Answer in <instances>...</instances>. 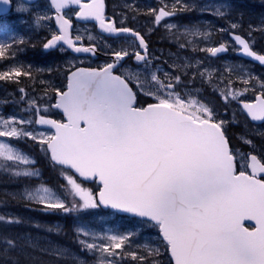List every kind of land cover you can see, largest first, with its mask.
<instances>
[{
	"label": "snow or ice",
	"instance_id": "6c2138e0",
	"mask_svg": "<svg viewBox=\"0 0 264 264\" xmlns=\"http://www.w3.org/2000/svg\"><path fill=\"white\" fill-rule=\"evenodd\" d=\"M51 4L57 11L60 34L52 35L43 45L45 50L63 42L77 53H95L94 46H77L69 36L70 21L60 11L74 4L81 7L80 17L94 19L103 32L134 36L140 51L112 50L113 62L100 68H76L67 78L66 91L53 89L58 96L54 107L63 110L66 123L46 115L17 122L24 127L33 123L50 125L55 129L54 135L43 138L42 133L33 134L24 127H6L0 131V137L5 138L23 136L36 141L41 137L38 142L50 151L51 160L61 166L66 180V185L61 187L62 195L41 185L26 190L24 198L45 210L71 213L104 207L140 217V226L159 230L175 264H264V179L258 176L264 174V162L251 155V163H242L237 173V157L241 161L248 157L230 147L226 121L218 120L210 107L190 94L185 96L177 91L183 86L181 77L186 75L180 65H174L180 75L164 73L165 80H160L155 72L149 73L144 37L131 28H117L111 18H106L104 0H91L84 5H80V0H51ZM13 10L28 11L21 0H15V4L14 0H0V15ZM214 14L225 15L219 8ZM172 15L174 11L161 8L155 15V23ZM238 27L237 23L230 24L232 30ZM187 34L208 35L199 31ZM75 39L79 41L81 37ZM233 39L241 46L239 51L243 55L264 65V54L254 51L248 39L240 35H234ZM9 47L6 42L0 43V57H4ZM202 50L216 55L226 52L227 47L221 43ZM129 55L141 63L136 71H121L120 63ZM21 75L32 77V72L11 67L0 71V80L19 82ZM138 94L152 97L156 102L138 106ZM223 98L227 100L228 96ZM28 103L34 113L47 112V107L37 104L35 99ZM243 108L252 120H264V99L256 105L245 103ZM0 123L7 126L9 120L0 117ZM0 157L24 165L34 163L3 142H0ZM71 170L83 179L98 177L102 183L98 195L82 187L74 175H68ZM15 175L39 173L24 170ZM245 220L255 221V226L250 230L244 226ZM0 222L10 225L20 221L0 216ZM77 231L92 239V243L87 239L79 243L85 250L99 253L97 264H122L125 257L138 264H157L158 248L144 246L141 252L138 246L130 250L138 229L103 236L84 227ZM0 243L5 245V255L22 251L24 246L18 239L7 236L0 237ZM63 254L56 251L58 256Z\"/></svg>",
	"mask_w": 264,
	"mask_h": 264
},
{
	"label": "rangeland",
	"instance_id": "374dc122",
	"mask_svg": "<svg viewBox=\"0 0 264 264\" xmlns=\"http://www.w3.org/2000/svg\"><path fill=\"white\" fill-rule=\"evenodd\" d=\"M138 1L143 5L151 4V8L153 9L152 12L148 11L146 14L145 19L147 20L145 24L147 30L150 33H157L161 36L158 39L159 41H164L169 44V46L164 48H160L158 45L156 48L153 47L154 51H151V53L156 62H149V73L155 72L160 80H165L164 73L180 75V71L174 67V65H180L182 71L186 73V75L181 77L183 86L180 87V90L185 92V95L190 94L194 99L210 107L216 114L218 120H225L229 125L233 122L234 126H240L241 131H243L245 135L252 131L262 132L264 130L262 128L252 129L249 120L238 105V101L240 99L252 100L255 93H264V87H262V85H264V69L246 64L234 55L214 57L211 53L203 51L202 49L216 47L219 43H225L235 47L229 33L230 31H238L250 39L255 49L264 53V30H262L264 29V0H112V4L113 6H121L123 8V18L127 20L129 16L132 17L135 15L132 8L135 7ZM24 6L28 9V11H26L27 15L32 13L31 16L34 17L31 21L32 24L28 26H35L33 32L45 31L47 32V37H49V35L56 30L53 11L49 1H41L34 6ZM160 6L170 11L178 10L177 12L180 13V19L176 18L175 20H178L179 25L181 21V23L185 25L183 26L184 28L190 25L192 26L191 32H205L208 35L192 36L182 34L183 38L176 43H172V38L164 35V30H160L166 28V25H171L170 22L165 19L161 20L159 24L155 23V15L158 14ZM217 8L225 13L223 17L214 14ZM195 21H199L198 27H194L191 24ZM134 23L137 28L142 30L145 28L142 21L135 20ZM231 23H237L239 27L236 30H232L230 28ZM250 28L251 35L249 36L248 33ZM86 29L87 27L85 30ZM221 29H223V31H221ZM88 35L91 38L99 40L107 54H112V50H120L121 48L127 49L130 53L136 50L140 51L136 41L128 37L126 39L111 40L100 36L96 32H90ZM148 36L149 35L146 33L147 38ZM45 37V35L41 34L37 37V41L42 43ZM186 47H191L195 50L201 49L202 53L198 54L194 52L192 55L191 53L188 54L180 51L186 50ZM161 56L164 57L162 60ZM38 59L48 61V59L45 58L39 57ZM62 59H64L63 62L65 64L63 67L67 70L77 66V62L79 61L77 58L70 55H66L62 57ZM105 59L106 62L111 61L109 57ZM129 59L130 57L128 56L123 61V64L120 66L121 71H136L138 63H141L136 61L132 63ZM15 61H17L16 56L9 58L5 65L1 67L0 71L8 70L11 67L20 68ZM166 62L169 65H167ZM186 65L187 67H184ZM157 69H159V71H157ZM33 70L34 69H32L31 72H33ZM39 74V72H34L35 76H33L32 79H34L36 83H32L33 87L40 86L42 83L44 76L43 74ZM188 80L194 81L191 82L190 85L200 86L187 87L186 83L190 82ZM25 81H27V79H25ZM244 81H247V83H244ZM11 87V83L0 86V89L3 91L1 95L4 101L3 104H0V110L3 113H8V106L14 104L19 98V94L11 91ZM20 89L27 90V87L20 85L18 90L20 91ZM149 90H152L151 85H149ZM229 93H232V95H229ZM226 95L228 96L227 100L223 98ZM143 98L154 99L146 95H143ZM30 99H35L37 104L47 107V111H49V107L55 102V100L49 98L48 94L45 95V92L35 93L23 101H18L19 105L12 107L11 110L14 113H19V115L15 120L9 121L8 128L17 127L20 129L24 127L17 123L21 119L35 120V113L29 109V105L23 106V104H29L28 102ZM231 106L234 108H231ZM24 130L31 131L33 134L42 133L43 138L53 135L50 131H44L38 128L35 123L24 127ZM254 135L257 145L263 146L262 148H257V150L264 157V131L262 133L254 132ZM20 137L9 138L18 140ZM40 138L41 137H38L36 141L25 139L22 143L26 145L28 151L34 156L38 165L41 168L43 167L48 180L54 182L55 180H57V182L59 180L62 182L50 159L41 151V144L38 142ZM238 138L245 141L248 140L247 135L244 137L238 135ZM0 142L8 143L11 147L24 155V150L16 148L4 138L0 137ZM240 150L245 154L243 149ZM26 157H28L31 162H35L33 157ZM0 158L4 159L3 157ZM11 162H14L12 166L7 167L0 165V216H5L7 218L15 217L20 221L21 214H24L27 218L21 219L19 223L10 225L0 222V237L7 236L18 239L19 242L24 245L22 251H11L8 255L15 254L19 256L22 260L21 264H97L99 253L89 252L79 243V240L84 239L92 243L93 241L90 237H85L83 234L79 233L73 237L61 232L55 235V233H45L37 228L49 221H46L49 217L46 212H52L53 210L40 208V204L24 198L25 191L34 190L41 185L52 189L54 192L56 191L43 183L24 186L17 180L19 176L15 175V173L24 170L36 172V167H32L31 170L22 169V163L15 161ZM87 189L93 192L94 187H87ZM23 200H27L30 203L34 202V204L30 205L37 209L26 208L24 205H17ZM82 212L83 210L71 212L68 215L78 220L77 230L80 227H84L86 231L103 236L108 233L120 234L130 229H138V234L132 238L130 250H136L138 246L141 252L144 251V246L148 248H158L160 254L155 257L157 264H160L162 261H165L167 264L166 260H169V257L162 246L164 243L161 240V235L157 228H144L140 226L139 220H131L129 218L127 220H122L120 224L113 225L112 220L119 219L114 214L93 217L94 222L91 220L85 223L80 219L83 215ZM62 213L65 216L66 213ZM50 222H53L55 226L60 225V221L57 219ZM57 250H61L64 254L60 256L56 255ZM7 258L10 257H5V259ZM128 260L129 259L125 257L122 264H127Z\"/></svg>",
	"mask_w": 264,
	"mask_h": 264
},
{
	"label": "trees",
	"instance_id": "16d2710c",
	"mask_svg": "<svg viewBox=\"0 0 264 264\" xmlns=\"http://www.w3.org/2000/svg\"><path fill=\"white\" fill-rule=\"evenodd\" d=\"M42 45H43V43L42 44L39 43L37 41V37L34 34L33 35H27V36L24 35L23 36V41H22V43L18 47L19 52L15 53V55L21 56L24 60H27L28 58H30L29 60H31V64L32 65L35 62V60H37V58H39V57L40 58H45V59L55 60L54 58H55L56 55L53 57L52 54L45 53L43 51V46ZM29 50H32L33 53H29ZM6 57L11 58V56H8V55H6ZM15 63H17L18 66H21L22 68H24V70H26V71L28 70V68H26L28 65H24L25 63L28 64V60L25 61L24 64H18L17 61H15ZM54 64H55L54 67L56 68L57 80H59V82H61V79H62V76H63V73L64 72H63V69L61 68L60 60L57 61V62L54 61L53 65ZM3 65H5V64H2L1 61H0V69H1V67ZM58 66H59V68H58ZM49 67L50 66L48 64H44V65L43 64H40L39 66H36L35 67V69L33 70L32 73L34 74V72L35 73H38L39 72L40 74L48 75L50 73V68ZM24 77H25V79H27V81L29 83H31V81H33V83H36L34 81V79H32L33 76L32 77L24 76ZM18 79L20 81L21 78L19 77ZM50 79L49 78H47V79L46 78H43L42 84H44L45 82L49 81ZM13 82H14L13 80H10L9 81V83H11V84ZM15 86H17V85H13V87H15ZM61 87H62V85L59 84L58 89H60ZM54 89H56V88H54ZM51 91L53 92V89ZM1 92L2 91H0V93ZM0 112H1V110H0ZM54 167H55V170L58 173L60 179L62 180V182H60L59 180H58V182H57V180H55V182L54 181H51V180L50 181L53 182L55 185H57L58 186V189L61 190V187L63 186V184L66 185V181L63 178V174H62L61 167L60 166H54ZM42 171H43V180H44V177L47 178V175L45 174V172L43 170V167H42ZM17 180L20 182V179H17ZM20 204L22 205L23 204V201H20ZM71 221H72V219L69 216H67L66 218L62 219V223L63 224H62V226H59L58 232L66 233V235H68L70 237H73L76 234V232L74 230V227L75 226H74V224ZM60 229H62V230H60ZM68 230H69V233H68ZM1 244L2 243H0V264H21L22 260H21V258L19 256L15 255V254H9V255L7 254V255H5L4 254V251H3L5 245L2 244V247H1ZM5 257H10V258L5 259Z\"/></svg>",
	"mask_w": 264,
	"mask_h": 264
},
{
	"label": "flooded vegetation",
	"instance_id": "af4514ba",
	"mask_svg": "<svg viewBox=\"0 0 264 264\" xmlns=\"http://www.w3.org/2000/svg\"><path fill=\"white\" fill-rule=\"evenodd\" d=\"M144 5L141 3V2H137V4L135 5V7L134 8H132L133 10H134V13H135V15L134 16H132V17H130L129 16V18L127 19L128 21H130V22H134L135 20H138V21H142V23H143V25L145 26V28H143V32H144V34H148L149 36H148V49H147V53H148V59H149V61H151L152 60V55H151V53H150V50H154V48H156L157 47V45L160 47V48H164V47H166V46H169V44L167 43V44H165V45H159L158 44V42L154 39V36H158V34L157 33H150L148 30H147V28H146V24H145V21L147 20V19H145L146 18V14H147V12L148 11H153V9L151 8V6L150 7H148V8H146V9H144V7H143ZM161 8H163L165 11H167V8H165V7H162V6H160V8H159V10L161 9ZM130 10V9H129ZM118 15H115V14H113V12H112V10H111V8L109 7V5L107 4V9H106V18H111V19H115V23H116V25L118 26V27H121V25H119L118 24ZM122 20H124V21H127V20H125L124 18H122ZM178 21V20H177ZM178 23V22H177ZM159 30V29H158ZM160 30H164V35H166L167 37H169V38H172V43H176V42H178L181 38H183L182 37V34H180V35H176L175 37H172L169 33H167V30L168 29H160ZM153 42V43H152ZM154 47V48H153ZM97 51H98V55H99V57L101 58V59H105V58H107V57H109L110 56V54H107L106 53V51H105V49L103 48V46H101V45H98L97 47ZM196 50H200V51H202L201 49H196ZM61 56L62 57H65V55L62 53L61 54ZM131 57L132 58H134V56H132L131 55ZM162 58H164V57H162L161 56V59ZM132 63L134 62V60H132L131 58L129 59ZM92 61H94L97 65H99V64H101L102 63V61L100 60V59H97V60H94V59H92Z\"/></svg>",
	"mask_w": 264,
	"mask_h": 264
},
{
	"label": "bare ground",
	"instance_id": "6f19581e",
	"mask_svg": "<svg viewBox=\"0 0 264 264\" xmlns=\"http://www.w3.org/2000/svg\"><path fill=\"white\" fill-rule=\"evenodd\" d=\"M151 6V4H145L143 7H144V9H146V8H148V7H150ZM178 21L177 20H175V26L176 27H174V28H169L168 30H167V33H169L172 37H175L176 35H180V34H187V33H190L191 32V28H192V26L190 25L189 27H186V28H184L183 26H180L178 23H177ZM194 27H198V25H199V21H195L194 23H191ZM174 25V24H173ZM35 27V26H34ZM205 33V32H204ZM237 34L238 35H240V36H242L243 38H248L246 35H244L243 33H241V32H238L237 31ZM27 36V35H26ZM161 36L160 35H156V36H154V39L158 42V44L159 45H165V44H167L166 42H164V41H159L158 39L160 38ZM38 39V38H37ZM252 48H253V50L254 51H256L258 54H264L263 52H260V51H258L257 49H255L253 46H252ZM181 52H185V53H188V54H194V52L195 53H198V54H201L202 53V51H200V50H195V49H193V48H191V47H186V50H180ZM165 52H166V50H165ZM62 58V57H61ZM44 65V64H43ZM59 65V64H58ZM47 66V65H46ZM55 66V65H54ZM26 67V66H25ZM27 68V67H26ZM58 68H59V66H58ZM28 71V70H27ZM36 71V70H35ZM40 75V74H39ZM30 79V78H29ZM19 202V201H18ZM11 205V204H10ZM13 205V204H12ZM17 205H21V204H17ZM25 218H27L24 214H21V219L23 220V219H25ZM59 230V229H58ZM60 230H62V229H60ZM66 232V231H65ZM68 233H69V230H68ZM1 247H2V244H1Z\"/></svg>",
	"mask_w": 264,
	"mask_h": 264
},
{
	"label": "water",
	"instance_id": "95a60500",
	"mask_svg": "<svg viewBox=\"0 0 264 264\" xmlns=\"http://www.w3.org/2000/svg\"><path fill=\"white\" fill-rule=\"evenodd\" d=\"M28 1H31V2H34V1H36V0H28ZM55 8V7H54ZM55 11H56V9H55ZM57 12V11H56ZM60 15L63 17V9H61V11H60ZM56 16H57V14H56ZM64 18V17H63ZM65 19V18H64ZM58 25H59V22H58ZM60 27V26H59ZM71 28H72V25L70 24V26H69V29H68V31L70 32V30H71ZM243 38V37H242ZM61 43H63V42H60L57 46H59ZM64 45H66V44H64ZM67 46V45H66ZM79 54H81V53H79ZM86 54V53H85ZM87 54H89V53H87ZM90 54H93V53H90ZM94 55H98L97 53H94ZM250 58H252V57H250ZM254 59V58H253ZM82 68H86V67H82ZM86 69H90V68H86ZM62 112H63V110L62 109H60ZM67 118V117H66ZM83 124H84V122H81V126L83 127ZM41 126H46V127H49V128H53L52 126H50V125H41ZM85 126V125H84ZM54 129V128H53ZM55 130V129H54ZM75 171V170H74ZM89 179H94V178H89ZM253 222H255V221H253Z\"/></svg>",
	"mask_w": 264,
	"mask_h": 264
}]
</instances>
